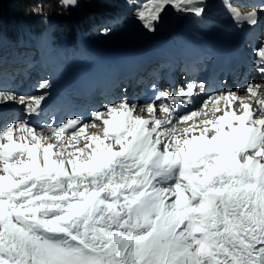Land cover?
<instances>
[{
	"label": "snow or ice",
	"instance_id": "obj_1",
	"mask_svg": "<svg viewBox=\"0 0 264 264\" xmlns=\"http://www.w3.org/2000/svg\"><path fill=\"white\" fill-rule=\"evenodd\" d=\"M168 5L201 18L207 10L205 0H148L136 15L155 31ZM231 14L238 22H258L255 7ZM258 55L264 57V48ZM192 90L190 84L188 96ZM259 90L247 88L252 97ZM0 98L16 97L2 92ZM220 99L226 102L222 115L179 130L168 105L160 107L166 119L148 120L122 102L103 121L104 139L114 144L89 137L85 148H95L84 161H67L71 173L65 160L52 158L53 143L43 145L23 122L17 127L34 143H17L7 126L0 132L7 141L0 143V264H264V99L255 108L235 93ZM78 123L52 131L59 138Z\"/></svg>",
	"mask_w": 264,
	"mask_h": 264
},
{
	"label": "rangeland",
	"instance_id": "obj_2",
	"mask_svg": "<svg viewBox=\"0 0 264 264\" xmlns=\"http://www.w3.org/2000/svg\"><path fill=\"white\" fill-rule=\"evenodd\" d=\"M205 1H206L205 4L207 5V10L204 14H202V18L197 17L194 13L179 12L172 5L166 6V11L168 14L164 17V23L159 25L155 31H150L148 30V28H146L145 23L142 22L136 15L137 11L142 6L148 3V0H135V3H132V4H129L128 0H123L122 5L128 13V18L126 17L127 19L124 18L123 20H120L119 21L120 25L111 24L110 26H107V28H105V26L102 25L100 32L104 31V34L102 35L98 34V37H100L98 38V40H103V42H105L107 45L109 44L116 45V44H120L124 42L123 44H125V46H122L121 48H118L115 50L108 49V48L105 49V48H101L100 44H97V43L91 44L90 42L86 43L85 40L80 38L79 43L81 44L82 49L90 50V53L96 56V59H93V57L89 59L87 54H84L82 52L83 50L80 51L79 53L74 52L75 55H68L67 53L64 52V44L61 43V45L58 47L54 46L53 40L55 38L54 36L50 35L47 37V39H45L44 41L40 43H37L35 41L31 43H27L26 46L29 47V49H27L29 50V52H23L22 55L19 57L15 55L14 50L9 53L8 52L5 53V51H2L1 53H5V54L3 57L0 55V66L3 67V64H5L6 60H19V61H22L21 63H23V61H27V59L31 65H34L35 63H41L42 58L45 55L49 62V65L43 64L42 68L44 69L45 73H48V72L50 73L48 77L52 79V86L54 83L61 81L59 84H57L58 86L56 85L57 87L55 86L56 91H58L59 94H64V91H65L64 86L66 85L69 86V88L71 89L72 84L75 85V88L84 90L85 88H90L89 83L91 85H94L96 83L101 84L100 80H101V76L103 72L106 73L107 75H109L108 72L114 74L121 67L126 66L127 64L133 62L134 60L138 58L144 59L146 57L154 56L155 54L157 55L161 54V55H167L168 57H170L171 59H174L175 61L176 60L183 61V60H187L190 54L197 56V55H200L202 51L206 49H208L210 54H217V53H221L222 51H226V53H228L231 51V49L225 50L223 47L217 46L218 45L217 40H223L224 42H228L232 44L233 46L234 45L237 46L240 44V41L243 39L245 32L247 30L252 29L253 27V25H250L246 22H238L232 16L231 11H238L241 14H243V13L251 11L253 7H255L257 11H259L261 10L260 7L263 6L261 4H258L256 6L248 5L249 3L254 2V0H249L248 2H246V0H233L234 3L232 2V0H228V3L231 5V11H230L229 8L225 6L224 0H205ZM81 3H82V0H77V3L75 5H70V6H81ZM219 10L223 12V15L219 16L217 14H214L215 12ZM140 23L142 24V26ZM132 29H136L138 30V32H136L135 35H133V33L130 34ZM260 30H262L263 32L261 33L259 32L258 35L255 36L254 41L256 42V40L259 39V41L261 40V42L257 41L256 42L257 44L254 47L248 46V48L245 50L247 53L246 54L247 58L249 57V55L257 56L256 57L257 61H254L255 58L251 57L250 62L252 61L253 62L252 65H255V66L257 65L258 68L264 67V57L258 55L259 51L262 48H264V38H263L264 37V26H262ZM109 31L111 32L106 33ZM185 35L188 37L196 38L198 44L194 42H189L188 40H186ZM131 36H135V38H132ZM128 37H131L130 41H133V42H127ZM218 37H221V38H218ZM137 41H140V42H137ZM105 43H102V44H105ZM83 44L85 46H83ZM134 45H139V46L143 45L142 46L143 49L141 50L138 47H135ZM184 48H186V50ZM37 49L40 50V53H41L40 57H37V54H36ZM129 53H133L135 55L134 60L127 61L122 64L121 58L124 57V55H126L128 58ZM111 60H113V63L111 62ZM162 61L163 63H165V60H162ZM258 61H262V62L258 64ZM114 67L115 68L119 67V69L115 72H111L110 70L115 69ZM38 69H40V71L42 72L40 67ZM87 71H90L91 73V76L88 78V80H86L85 78L84 80L83 79L79 80L80 77L83 76L84 73H86ZM0 74H3V73L0 72ZM62 75H64L63 78L59 80L60 77H62ZM124 75L125 74H123V76ZM43 79L45 78H37V81L35 82L36 85L39 84L40 89L44 88L42 87V83L45 82V81H42ZM111 79H112V76L109 77L108 81H110ZM65 82H67V84ZM63 83L65 84L61 85ZM7 85H8L7 82L0 81V88L11 90L12 88L11 85L9 86ZM52 86L50 90L52 89ZM31 87H36V86L34 85ZM50 90L45 91V92H39L36 96L37 97L46 96L47 98L48 97L52 98L53 94H51L52 92L50 93ZM243 91L244 92L240 93V95L242 96H246L247 93H249L247 92V90H243ZM237 92L239 91L233 90L228 93H237ZM228 93H219L217 94V96L221 97L222 95H226ZM70 94H71V91H67L66 96H69ZM26 98L28 97L26 96L24 99ZM65 101L67 100L65 99ZM14 103H17L19 106L20 99L15 98ZM126 105L130 106L128 103H126ZM113 106H116V105H113ZM103 117H105L104 119L106 118L110 119L111 113L107 112L106 115H104ZM6 118L7 116H4L3 118L0 119V128L4 126L8 121L12 120V119L7 120ZM101 121H104V120L101 118L100 121H98V124H100ZM23 123H26V122H23ZM26 124L29 129L33 130V127L30 126V123L27 122ZM17 126L13 128V136H15L18 141L22 142V140L20 139V136L18 135L19 128ZM62 133L68 136H74L77 134V132L75 131L72 132L71 134H68L67 132L63 131L59 134V136ZM54 134L55 133H49L48 136L51 137ZM58 139L59 138H57V136L55 135V138L51 143L55 144ZM45 140L47 139L45 138ZM24 143H27V142L24 141ZM32 143H34L33 140H31V142H28L29 145H31ZM69 143H71L72 147L75 148L76 150L80 148H84V151L74 153V154L72 153L71 155L69 154L56 155L53 158L63 159L65 161H68L70 159H76L78 157L81 161H84L88 158V156H90L92 150L94 149L93 143L91 144V147L85 148V144L90 143V141L77 140V141H69ZM105 144L107 145V144H113V143L111 141H107L105 142ZM113 150L119 151V145L117 146L114 145ZM24 159H27V158L24 157ZM0 174H3V172L0 171ZM101 195L103 196L105 194H101Z\"/></svg>",
	"mask_w": 264,
	"mask_h": 264
},
{
	"label": "bare ground",
	"instance_id": "obj_3",
	"mask_svg": "<svg viewBox=\"0 0 264 264\" xmlns=\"http://www.w3.org/2000/svg\"><path fill=\"white\" fill-rule=\"evenodd\" d=\"M251 40L253 41L252 38H251ZM190 42H192V41H190ZM234 47H235V45H234ZM184 49L186 50V48H184ZM206 50L208 51V49H206ZM133 58L134 57H132V59ZM111 62L113 63V60H111ZM83 68H85V67H83ZM34 69L36 70L38 68H34ZM122 75L123 74H121L120 76H122ZM90 76H91L90 71H87L86 73H84L83 76L80 77L79 80H82V79L84 80V78L86 80H88V78ZM124 76L126 77V74ZM114 80H115V78L112 76V79L110 81L107 80L106 82H104V84L102 86H104V87H106V85L110 86ZM28 81H29V83H31L30 79ZM84 83H85V81H84ZM242 83H245V82H242ZM22 85H23V83L19 84V82H16L15 83L16 87L14 89H12L11 92L9 90L0 89V93L9 92V93L13 94L16 98L24 97L26 95H24L23 92H22ZM74 86L75 85L72 84V88L71 89L67 85L64 86V90H65L64 94H59V92L56 91V88L52 89V90H50V93L52 92L51 94H53V96L52 95L51 96H52V98L54 96L55 97H64V96H66L67 90L68 91L73 90L75 88ZM241 86H243V85H241ZM263 86L261 85V87H263ZM37 88L33 89L34 92H36V93L33 96L30 97L31 99H28V100L25 99L23 104L19 103V106H18L17 103H14L15 99H13V100H3L2 98H0V115H1L0 119L3 118L4 116H7V118H6L7 120L8 119H12V120L8 121L9 123L7 122L8 124H5L6 126L4 125V126H2L0 128V132H2L7 126H13V128H14L18 124H20L22 119H24L25 117L28 118V123H30V126L34 127V122H36L38 120H42V118L46 114H49V115L51 114V112L53 111V101L49 97L48 98L46 96H44L45 98L42 97L43 99L40 100V104L39 105H37L35 103L36 99L41 98V97H37L36 96L37 92H45L46 91V89H44V88H41V89L40 88L37 89ZM98 88L101 89L100 86ZM230 88H234V84L233 83H230ZM25 89H27V88H25ZM59 89H61V88H59ZM234 90L239 91V92H237L235 94L238 97H240L241 99H243L245 102L253 104L254 108L256 107V105H255V101L256 100L264 99V91H261L262 89L259 90V92L257 93L256 97H252L250 93H247L246 96L240 95V93L244 92L243 90H247V89H244L243 87L235 86ZM114 92H115V102L110 103L109 106L106 109L101 110L100 111V114H101L100 116L106 115V113L109 112L110 108H115V109H117V111L121 110V109H119L118 106L122 103L123 98L121 97V94L120 93L118 94V92L116 90H114ZM187 92L188 91L179 92V93L174 95L175 104H174L173 107L168 104L169 107L174 108V112L172 113L171 119L173 120V124L175 125L177 130L182 129V128L192 124L194 121L198 122V121H201V120L215 119L216 117H218V116L223 114V110L226 107V102H225L224 99H220L219 103H217V97H219V96H217V94H219V93L206 94L205 97H204V96H202L200 94H197L196 93L197 91L194 88L192 90V95L191 96H188ZM74 95H78V93H76ZM40 96H42V95H40ZM79 96H81L80 93H79ZM132 97H133V95H132V90H131L130 99H128V101L124 102V103H128L130 105V106L127 105L128 108H136V109H138L137 111L133 112L134 116H140L141 118L148 119V120H151L153 117H155L156 119L164 120V119H166L168 117V113L160 111L161 105H166V104H164L165 102H163L161 99H157V100L154 101V100L151 99L150 96H147L144 101H138L137 99H136V101H134V100H132ZM59 100H61L62 102H65L64 98H59ZM237 103H239V101H235L233 103L232 107L235 108V105ZM29 104L32 105V107L34 109L33 111H29L28 108H26V107L29 106ZM113 105H116V106H113ZM139 105H141V106H139ZM147 105H152L153 106L154 111L152 113H148L147 112ZM205 105H207V107H205ZM217 107L220 108V111H216ZM73 112H74V110H72V109L70 111L66 112V114L70 113V114L76 115V116H72V117H75V118H70L69 120L75 119L76 121H80V122L78 124L74 125V126H70V127L65 128L64 131L67 132L68 134H71L72 132L75 131V132H77V134L74 135V136H68V135L62 133L59 136V139L57 140V142L55 144H53L54 148L52 150L53 151L52 158L54 156H56V155H59L58 153H61V152L62 153L64 152L63 154H69V155H71L72 153L73 154L74 153H78V151L75 148L72 147V144L69 143V141H77V140L89 141L88 138L91 137V136H99L100 139L104 140V144L107 141H111L114 144V140L112 138L104 139V127H105L104 123H103V121H101V123L98 124V121H100L101 117H99V118L96 117V118H93V119L91 118V120L90 119L81 120L82 119V118H80L81 117V111H79V113H73ZM192 112L200 113V115L197 116V117H194L192 121H188L186 123L185 122H180L179 118H181V117H183L185 115H189ZM90 113L91 112H89V114ZM106 119H109V118H106ZM26 123H24V124L27 127ZM37 125L38 124H36L35 126L37 127ZM85 126H87V127L85 128ZM169 126H171V125H169ZM209 127H211V126L209 125ZM81 128H84L83 132L80 131ZM163 130H164L163 126L158 129L159 132H163ZM33 133L37 137L41 138L42 144L45 145V146H46L47 143H51L54 140L55 135H56V134H54L51 137L48 136L49 133H54L52 130L38 131L37 129H33ZM197 134H198V132H197ZM18 135L20 136V139H21V136L25 137V139L22 140V142H20V141H18L16 139L15 136H13L14 140L17 143H24V141H26L28 143V142H31V140H32L31 135H29L22 128H19ZM45 138L47 140H45ZM129 139H130V137H129ZM6 142H7L6 140H0V143H6ZM115 146H117V145H115ZM94 148H95V144H94ZM42 156H43V147H41L38 150V158L42 159ZM24 157L27 158L26 153H25ZM65 168H66V170L69 173H71L72 166L70 164H68L67 161H66V164H65Z\"/></svg>",
	"mask_w": 264,
	"mask_h": 264
},
{
	"label": "trees",
	"instance_id": "obj_4",
	"mask_svg": "<svg viewBox=\"0 0 264 264\" xmlns=\"http://www.w3.org/2000/svg\"><path fill=\"white\" fill-rule=\"evenodd\" d=\"M123 0H82L81 6L63 0H0V43L19 45L54 36L66 42L67 52L78 50L80 36L96 41V30L126 13ZM40 9L34 14L33 9ZM46 21V22H45Z\"/></svg>",
	"mask_w": 264,
	"mask_h": 264
},
{
	"label": "clouds",
	"instance_id": "obj_5",
	"mask_svg": "<svg viewBox=\"0 0 264 264\" xmlns=\"http://www.w3.org/2000/svg\"><path fill=\"white\" fill-rule=\"evenodd\" d=\"M32 11H33L34 14H40V9H39V8H37V9H33ZM45 22H46V21H45Z\"/></svg>",
	"mask_w": 264,
	"mask_h": 264
}]
</instances>
